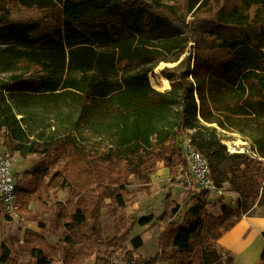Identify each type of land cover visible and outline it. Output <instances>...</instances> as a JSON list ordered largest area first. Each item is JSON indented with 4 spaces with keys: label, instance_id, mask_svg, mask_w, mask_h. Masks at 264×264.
Segmentation results:
<instances>
[{
    "label": "trees",
    "instance_id": "trees-1",
    "mask_svg": "<svg viewBox=\"0 0 264 264\" xmlns=\"http://www.w3.org/2000/svg\"><path fill=\"white\" fill-rule=\"evenodd\" d=\"M3 1L0 70L38 74L15 75L9 82L0 78V93L12 92L23 116L19 119L0 98V139L4 136L21 157L54 153L65 163L47 187L69 189L73 202L99 196L110 186L121 188L136 173H153L159 162L181 166L184 176L189 164L181 143L188 135L208 160L216 188L229 183L240 196L235 208L219 196L223 214L216 217L207 210L213 192L201 190L178 224L172 221L181 205L169 192L160 216L138 220L141 227L166 226L155 257H135L144 240L140 235L130 239L126 230L106 243L87 236L77 253L65 255V264H85L100 248L128 249L125 244L132 246L127 264H236L217 242L255 202H264V0H224L219 6L204 0L188 24L151 0ZM201 1L188 0V12ZM54 5L60 6L62 21L11 14ZM190 42L195 44L194 69L190 55L186 71L162 72L171 84L168 91L155 89L149 75L157 64L168 54H185ZM117 71L127 73L115 81ZM48 113H57L66 131L47 134L53 126L42 117ZM219 128L249 138L263 160L230 153ZM16 189L20 211L27 216L32 213L26 209L28 191ZM80 214L77 210L74 216ZM29 235L42 245L31 250L35 264L61 261L59 250L41 233ZM1 250L0 264H8L11 249L2 244Z\"/></svg>",
    "mask_w": 264,
    "mask_h": 264
},
{
    "label": "rangeland",
    "instance_id": "rangeland-1",
    "mask_svg": "<svg viewBox=\"0 0 264 264\" xmlns=\"http://www.w3.org/2000/svg\"><path fill=\"white\" fill-rule=\"evenodd\" d=\"M203 1L190 12H188L186 6L188 0H151L150 4L155 7L168 8L177 19L188 24L195 19L196 11ZM215 2V5L219 6L223 4L224 0H215ZM0 4L6 6L3 0H0ZM11 14L16 18L39 19L41 22L45 21L47 23H55L63 20L59 5L24 13H14L11 11ZM194 46L195 44L190 42L188 44V51L181 56H177V52L164 56L165 61L159 62L153 73L149 75L151 85L159 91H168L169 88H165L159 82V78L164 77L162 72L165 69L173 70L175 74L186 71L187 62L185 59L190 55V67L193 70L196 57ZM125 73L127 72L117 71L113 79L117 81ZM37 74L38 72L36 70H0V78L6 82H9L11 77L15 75H22L28 78L35 77ZM169 85L171 88L170 81ZM11 93L9 91H2L0 98L6 99L8 104L14 108V113L18 114V118L22 119L23 116L19 115V109L15 99L11 98ZM20 107L23 108L19 104ZM42 118L45 119V124L50 122L53 126L50 131H47V134H50L52 131L58 134L66 131V126L60 124L57 113H48ZM37 123L35 121V124H32V126H36ZM219 132L228 148H242L247 143L249 146H252L250 139L241 134L220 128ZM186 136H183V140ZM2 137L0 139V154L8 152L12 157V172L16 185L28 191L26 209L32 212L28 214L29 216H26L19 210V218L10 220L0 210V256L2 253L1 245L6 244L12 252L8 264H35L31 250L35 246L42 245L37 239H33L31 235L26 238V234L31 233H41L52 246L59 250L61 261L55 262L54 264H65V255L68 252L77 253L87 236H94L100 242L106 243L121 238L126 234V230L131 231L130 239L140 235L145 241L142 250L135 251V257L144 261L150 260L159 253V243L158 240L154 241V238H156V235L162 234L161 232L166 226H153L151 224L141 227L138 225V220L144 216L153 215L157 217L163 213V201L170 191L165 187V184L162 185L160 182L156 185L157 187L155 189L151 186L153 175L157 170L149 174L136 173L129 177L125 186L121 188L110 186L99 196L96 195L89 198L83 196L71 202L69 201L71 196L69 189H60L56 184L51 185L52 187H47L51 177L63 170L64 162L58 159L54 153L46 156L28 155L25 158L21 157L5 144V140ZM173 168H170L172 175L166 180V184L170 182L172 184L173 180L178 179V173H176L177 171L173 172ZM179 170L182 172V167ZM41 173H44L43 175L45 176L39 179L38 177ZM184 180L186 178L182 179V181L195 182L191 179ZM196 186L199 188L197 183ZM180 191L183 192V190ZM180 191H176L174 195V199L182 204V210H180L181 212L175 218L176 223L183 220L184 213L187 210L184 201L181 200L182 193ZM140 192H147L149 198L145 197V199L141 200V195L138 194ZM19 205L21 208L20 202ZM77 210H81L82 213L79 218L74 216ZM252 214H264L263 201L261 204H259V201L255 202L252 208L244 215ZM40 222L44 224L43 228L39 227ZM125 246L128 249L120 248L113 251L111 248H100L85 264H127L126 254L127 251L132 250V246L127 244Z\"/></svg>",
    "mask_w": 264,
    "mask_h": 264
},
{
    "label": "crops",
    "instance_id": "crops-1",
    "mask_svg": "<svg viewBox=\"0 0 264 264\" xmlns=\"http://www.w3.org/2000/svg\"><path fill=\"white\" fill-rule=\"evenodd\" d=\"M180 168L181 167L179 166L177 168H173V172L177 171L176 173H178L177 176L178 179L176 181L180 182L181 184L178 186H174L173 184H171V182L166 184L167 183L166 180L172 175V170L170 168H167L163 162H159L157 164V169H156L157 171L153 175V181L151 186L153 187V189H155L157 187L156 185L159 182L162 185L165 184V187L168 189V191L173 193V198L176 191L183 190V192L180 191L182 193L181 200L184 201L188 210L189 207L193 204L192 198L195 196V194L200 192V189L196 186V183L193 181H192L193 183L189 181L187 182L182 181V179L185 178L186 180H189L191 179V177L189 176V174H186L184 176L180 175L181 173L179 170ZM138 194L141 195L140 196L141 200L145 199V197L149 198L147 192H140ZM219 196H223L225 198V202L234 208L236 207V203L240 198V196L237 193L231 191L230 184L225 183L222 188V194L221 195L214 194L211 196V198L208 201L207 210L211 215L216 217H219L223 214L222 206L218 201ZM175 218L173 219L172 222L176 223ZM182 221L183 220L178 222V224H180ZM164 230L165 228H163L162 232ZM263 234H264V214L243 215L230 231L222 235V237L218 240L217 244L219 247L223 248L232 255L236 264H260L261 256L264 251ZM160 236L161 234L156 235L154 241L158 240L159 243ZM144 245H145V241H144Z\"/></svg>",
    "mask_w": 264,
    "mask_h": 264
},
{
    "label": "built area",
    "instance_id": "built-area-1",
    "mask_svg": "<svg viewBox=\"0 0 264 264\" xmlns=\"http://www.w3.org/2000/svg\"><path fill=\"white\" fill-rule=\"evenodd\" d=\"M182 141L181 150L188 161L191 179L198 184L200 191L207 190L221 195L222 189H217L215 186L208 160L194 148L188 135ZM228 150L230 153L244 154L252 160H263L248 143L242 148H228ZM16 187L12 172V157L8 152H4L0 154V210L10 220L19 218L20 205Z\"/></svg>",
    "mask_w": 264,
    "mask_h": 264
},
{
    "label": "bare ground",
    "instance_id": "bare-ground-1",
    "mask_svg": "<svg viewBox=\"0 0 264 264\" xmlns=\"http://www.w3.org/2000/svg\"><path fill=\"white\" fill-rule=\"evenodd\" d=\"M159 82L165 87V88H169L170 89V85H169V81L167 78L165 77H162V78H159ZM168 89V90H169Z\"/></svg>",
    "mask_w": 264,
    "mask_h": 264
}]
</instances>
